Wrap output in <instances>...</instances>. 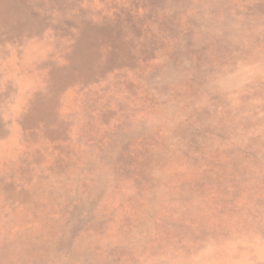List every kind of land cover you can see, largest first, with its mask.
<instances>
[{"label":"rangeland","instance_id":"obj_1","mask_svg":"<svg viewBox=\"0 0 264 264\" xmlns=\"http://www.w3.org/2000/svg\"><path fill=\"white\" fill-rule=\"evenodd\" d=\"M0 264H264V0H0Z\"/></svg>","mask_w":264,"mask_h":264}]
</instances>
